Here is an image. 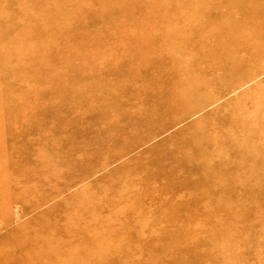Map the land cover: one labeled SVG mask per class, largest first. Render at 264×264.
Instances as JSON below:
<instances>
[{
	"label": "rangeland",
	"instance_id": "rangeland-1",
	"mask_svg": "<svg viewBox=\"0 0 264 264\" xmlns=\"http://www.w3.org/2000/svg\"><path fill=\"white\" fill-rule=\"evenodd\" d=\"M154 1L0 0L2 57L51 47L0 58V264H264V147L239 132L241 107L211 125L225 101L199 111L237 76L216 69L221 58L179 73L181 58L149 28ZM206 2L216 6L207 16L164 18L175 29L195 20L190 49L214 31L225 39L213 51L235 49L220 26L250 18L251 0ZM152 35L163 54L146 63L152 48L138 39ZM194 236H204L198 250L182 249Z\"/></svg>",
	"mask_w": 264,
	"mask_h": 264
},
{
	"label": "bare ground",
	"instance_id": "bare-ground-1",
	"mask_svg": "<svg viewBox=\"0 0 264 264\" xmlns=\"http://www.w3.org/2000/svg\"><path fill=\"white\" fill-rule=\"evenodd\" d=\"M131 1L133 2V0ZM151 1L152 0H150V2ZM206 1L198 0L197 2L192 4L189 3L188 0H176V1L169 0V3H167L166 5H162L161 4L162 0L160 3H157V1L155 0L154 8L149 7L147 9V12L150 14L151 19L154 22L149 25V28L152 33L153 31H156V29L153 28L155 26L158 27L157 31L161 32L158 39L161 44H165L169 47L168 50H166L167 53L172 54L174 57L173 59L181 58L182 60L181 64L178 63L179 65H181V69L179 68L177 69L179 73L185 68H186L185 71H188L190 69V73L199 71L200 69H204V67L207 66H204L206 61L201 60L202 58H221L220 60H218L219 62H221L218 64L220 65V67L216 69H218L219 71H223L227 74L236 75L237 78L221 84L219 88L220 90L219 95L214 99L209 100L208 104L200 107L199 111H203L205 108L210 107L211 105H215L218 102L223 103V101H225L222 104L223 105L222 107H220L217 104L218 107L215 109L216 111L212 115H208L206 117L207 118L206 123L208 125H211L212 120H217V119L222 120L223 119L222 116L225 117L227 114L225 113V111H228L230 109L234 110L237 107L238 108L241 107V109L239 110H241V114H243L244 117H242L243 120L241 119L236 122L239 132L242 134L243 131V133L246 136H252L253 134H256L255 138H257V140L255 147L262 149L264 147V0L259 4H257L256 0H251L249 6L246 4L247 0H225V2H229L228 5L230 7L234 5H239V8L244 9L248 6L251 9V11L254 12V14L251 15L250 18L243 20L244 14L243 12H240L242 17L238 20L231 19L229 25L226 19L222 20V25L220 26V28H223L222 30L229 31L230 36H228V38L231 41L232 40L234 41L233 44L235 49H225L220 55H218V53L221 51L220 49H218L219 52L213 51V44H215L217 37L220 39H225L224 36L218 35V33L214 31L210 36L207 35L206 37H204V40L208 41L206 44H204L203 46L199 45L198 48L193 50L189 48L190 40L187 38L188 35L187 30L190 29L189 27L192 25L193 21L195 20L187 19V17H185L186 20H185L184 29L183 28L175 29L173 28L174 25L168 24L169 21L167 20V18H164V16L166 15L171 16L170 10L173 9L172 12H174L175 8L177 10H181L179 11V13H182L183 15H185V13L187 12L193 11L194 13L201 12L204 16H207L212 9L216 8V6L213 7L210 3L207 6H205L207 3ZM89 9H91L90 5H89ZM160 11L163 13V15H160ZM99 20L101 21V17L99 18ZM124 35H128V34H124ZM153 35H152V39H149L147 41H142L138 39V43H140V45L147 44V46L144 48L146 52L150 47L152 48L150 51L151 53L149 55L151 56V58H148V61H145L146 58L144 60L146 63H153L155 61H158L159 58H162L163 53L155 52L156 50L153 49V47L155 46L154 43L157 39V37ZM240 47H243L241 51H239ZM15 48L18 49L19 46ZM50 48H51L50 46H47L42 50L43 56L45 53H47L50 50ZM41 52H39L38 50H34L33 53L31 52L22 53V48H21L15 51L14 54H11L9 52L10 55H5L4 57H2V55L0 54V58L35 59L36 57L39 56L38 53L41 55ZM51 54L52 52H50V55ZM53 55L54 54H52L51 56ZM59 57L62 58V56L60 55ZM192 65H195L198 70L197 69L193 70ZM4 66L9 67V65L8 66L4 65ZM142 66H140V68L144 67ZM182 66H186V67L182 69ZM191 88H193V86H191ZM233 94H235L234 98H232ZM229 96L232 97L228 98ZM248 104H251V107H248L249 109L244 108V106H247ZM212 116L214 117L212 118ZM222 127H219L218 129H213V131L217 132ZM194 129H196V127ZM219 133L215 134L216 138L211 140L213 146H218L219 144H221V140L220 138H218V136L220 135ZM235 151L238 156L237 155L235 156L234 165L236 166V168H238V170L243 169V164H244L243 159L245 158H242L241 156L242 152L239 148H236ZM239 156H241V158ZM221 163L224 162L221 161ZM82 199L83 200L81 201L84 202L85 199L84 198ZM88 199H91L89 195H88ZM82 203L75 204L73 207L74 210L81 211L79 210V208L81 209ZM217 203H220V199L217 201ZM212 208L214 209L215 207L213 206ZM219 210L223 212H229V213L231 212V210H229L225 206L219 207ZM94 214H95L94 209H87V210L84 209L83 211L80 212L79 215H83L85 219H88L89 217L94 218ZM210 215L213 216L211 213ZM96 223H98V221ZM92 224L93 225L91 228L89 227L86 228L85 230L89 231L90 229V231L92 232L93 228H96L95 221H93ZM78 228H79L78 225H74L73 227L70 228V230L72 231L80 230V228L79 229ZM174 229L175 231L179 232L181 228L176 226ZM221 230H222L221 226L219 227L218 225L217 229L214 230L213 232H217L219 234V231ZM184 231L188 232L186 228L184 229ZM206 233H201V234L205 235ZM65 236L73 237L74 233L68 232ZM203 237L204 236L191 237L190 238L191 241L188 242L186 245H184L182 249L186 248L188 252L192 250H198V248L200 247V241ZM213 244H215V249L213 251H215V253L218 254L217 253L218 250L216 249L217 243H213ZM211 245L212 243L210 244V248ZM224 253L225 251L223 252V254ZM183 254L187 255L186 253ZM222 261H224V259H222Z\"/></svg>",
	"mask_w": 264,
	"mask_h": 264
}]
</instances>
